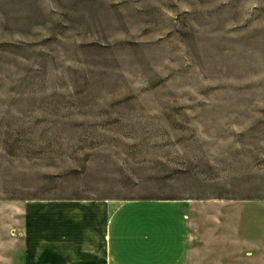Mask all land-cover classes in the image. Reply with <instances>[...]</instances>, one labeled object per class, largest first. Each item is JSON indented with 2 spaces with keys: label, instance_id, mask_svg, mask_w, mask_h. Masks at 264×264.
<instances>
[{
  "label": "rangeland",
  "instance_id": "obj_1",
  "mask_svg": "<svg viewBox=\"0 0 264 264\" xmlns=\"http://www.w3.org/2000/svg\"><path fill=\"white\" fill-rule=\"evenodd\" d=\"M205 198L264 199V0H0L2 203Z\"/></svg>",
  "mask_w": 264,
  "mask_h": 264
},
{
  "label": "crops",
  "instance_id": "obj_2",
  "mask_svg": "<svg viewBox=\"0 0 264 264\" xmlns=\"http://www.w3.org/2000/svg\"><path fill=\"white\" fill-rule=\"evenodd\" d=\"M190 201H0V264H264V199Z\"/></svg>",
  "mask_w": 264,
  "mask_h": 264
}]
</instances>
